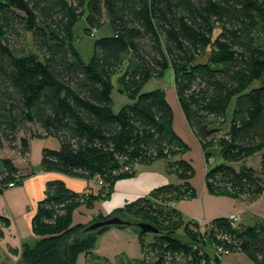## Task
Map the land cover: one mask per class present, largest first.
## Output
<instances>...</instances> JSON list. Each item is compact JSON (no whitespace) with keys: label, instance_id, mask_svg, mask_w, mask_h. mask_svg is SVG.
Listing matches in <instances>:
<instances>
[{"label":"trees","instance_id":"1","mask_svg":"<svg viewBox=\"0 0 264 264\" xmlns=\"http://www.w3.org/2000/svg\"><path fill=\"white\" fill-rule=\"evenodd\" d=\"M83 16L91 35L105 21L112 29L94 40L87 62L73 43V27ZM263 38L264 0H0V150L16 151L1 158L0 194L30 174L14 160L27 154L34 136L44 139L43 171L104 183L85 196L63 178L48 181L31 221L39 239L23 248V263L76 264L81 253L95 259L97 236L110 226L85 231L89 224L72 223L74 211L108 198L114 183L132 176L138 164L165 159L179 182L125 204L117 216L158 228L150 242L136 229L143 264H199L194 243L163 229L177 217L183 221L170 202L195 194L190 162L174 159L189 146L174 129L165 91L142 88L173 69L178 104L206 164L214 146L224 160L207 167V191L252 202L264 192ZM204 54L207 64L194 65ZM125 60L120 89L133 102L113 112L111 74ZM232 99L228 129L219 136ZM256 153L257 168L246 162ZM5 223L0 216V233ZM204 224L200 240L208 247L225 245L264 264V221L233 226L219 216ZM188 226L199 229L192 219ZM78 230L81 236L69 241ZM211 252L204 251L208 263Z\"/></svg>","mask_w":264,"mask_h":264},{"label":"crops","instance_id":"2","mask_svg":"<svg viewBox=\"0 0 264 264\" xmlns=\"http://www.w3.org/2000/svg\"><path fill=\"white\" fill-rule=\"evenodd\" d=\"M173 125L175 131L181 137L180 131H183L191 139L199 155L202 154L201 147L197 139L193 137L185 119L180 121V131L175 124ZM43 140L42 137L34 136L29 140L27 154L16 156L14 164L23 174L28 171L30 174L12 187L4 185L0 194V216L6 218L0 233V258L3 252L16 264H25L21 258L23 248L34 246L39 239L32 231L31 221L37 203L46 195L48 181L63 178L69 189L79 193L87 187H92L94 190L98 188L93 180L43 171L40 164ZM10 155L9 152L0 154V174L4 172L1 158ZM156 160L138 164L132 176L117 180L108 198L94 200L91 207H87L83 202L74 211L72 223L85 225L99 215L104 217L117 215V211L125 204L149 194L153 189L168 183H178L176 172L167 169L166 161L164 165L154 166ZM199 164L202 167V179H199L196 185L194 176L190 180L195 194L192 197L173 201V207L183 221L197 218L207 223L215 217H229L232 213L238 214L240 222L244 224H252L258 220L264 221V192L252 202H247L242 197L234 199L225 194H211L205 186L204 176L207 170L205 159L203 158V162ZM91 257L95 259H89L81 253L77 257L76 264H91V262L93 264H143V253L137 230L128 226H110L97 236ZM220 264L255 263L245 253L232 249L223 257Z\"/></svg>","mask_w":264,"mask_h":264},{"label":"rangeland","instance_id":"3","mask_svg":"<svg viewBox=\"0 0 264 264\" xmlns=\"http://www.w3.org/2000/svg\"><path fill=\"white\" fill-rule=\"evenodd\" d=\"M86 27L85 17L83 16L78 20V22L73 27V43L79 54L81 55L82 59L87 62L91 55H92V49H93V42L95 39L109 36L112 34V29L108 21H105L99 28L96 29L95 34L91 35V33H87L84 31V28ZM92 32V30H91ZM29 40V37H28ZM264 40V38H263ZM126 68V60L122 63L121 67H119L117 70H115L111 74V82H112V91H111V100H112V110L113 112H117L123 105L125 104H131L133 102V99L129 97L126 93L122 92L120 87V76L122 75L123 71ZM173 76L174 71L171 67H167L163 71L160 72V74L152 76L148 79V81L143 86V91H148L153 88H161L165 91L166 98L169 101L173 115H174V124L176 128L180 131V121H183V114L181 111V108L178 104L174 87H173ZM234 106V100L232 99L229 103L226 112H225V122L220 127L219 136L223 135L227 129L228 125L231 120L232 110ZM180 120V121H179ZM175 129V128H174ZM183 132V131H182ZM180 131L182 137L187 142V145L189 146L188 149L185 150L184 153H179L174 156V159H186L190 162L193 170H194V181L195 185L199 181V179H202V167L199 163L203 162L204 156L202 154L199 155L198 151L196 150L193 142L189 137L185 135V133ZM21 135V134H19ZM194 137V136H193ZM195 138V137H194ZM7 152L11 153L10 156L15 155L13 151H10L9 149L0 150V154L4 155ZM211 157L208 161L207 167L212 166L213 164L224 162L222 157L218 154V147L214 146L210 149ZM202 159V160H201ZM248 164L252 165L253 167L257 168L259 166V153H256L254 156L250 157L246 161ZM1 163V162H0ZM165 160L164 159H158L155 161L154 166L157 165H164ZM1 165V164H0ZM136 170V168H135ZM173 202V201H171ZM170 202V203H171ZM186 221H181L180 218L174 219L169 224H166L163 226V229L170 230L177 235L181 236L183 240H185L188 243H194L197 250H199L198 256L200 263L199 264H208L206 257L204 256V251L210 252L212 250V247H208L207 243L204 244L202 240H200V237L203 238L202 235L199 234V231H204L205 224L202 222L200 225H198L199 229H195L193 227L188 226V228H184V224ZM90 224V223H89ZM88 225V224H87ZM82 226L81 228H83ZM133 228V227H131ZM84 229V228H83ZM82 229V230H83ZM86 231V230H85ZM96 231V230H92ZM81 236V231L78 230L75 233L71 234L69 237V241H73L76 237ZM155 237V233L153 232H147L146 233V240L147 242H150ZM196 241V242H195ZM205 245V246H204ZM2 256L0 258V264H16L11 259H8L6 255L1 252ZM205 261L206 263H202V261ZM210 260V259H209ZM260 260V258H259ZM91 264H93L91 262Z\"/></svg>","mask_w":264,"mask_h":264},{"label":"water","instance_id":"4","mask_svg":"<svg viewBox=\"0 0 264 264\" xmlns=\"http://www.w3.org/2000/svg\"><path fill=\"white\" fill-rule=\"evenodd\" d=\"M208 62V55L204 54L202 56H199L193 61L194 65H206ZM119 225H124L128 227H133L134 229L141 230L145 233L147 232H153L157 233L158 228L154 226L153 224L146 222V221H130L123 219L117 215L110 216L106 219L103 220H96L90 223L85 230L86 231H92L96 230L105 226H119Z\"/></svg>","mask_w":264,"mask_h":264},{"label":"built area","instance_id":"5","mask_svg":"<svg viewBox=\"0 0 264 264\" xmlns=\"http://www.w3.org/2000/svg\"><path fill=\"white\" fill-rule=\"evenodd\" d=\"M95 33V30L93 29L92 34ZM136 168V167H135ZM95 185L100 187L102 186L104 183L103 181L97 177L96 180H93ZM16 183L13 182H9L7 183V187H12L14 186ZM85 196H88L89 194L93 193V189L91 187H87L85 188V190L82 192ZM174 202H171L170 205L173 206ZM232 223V225H236L238 222H240L239 216L236 213H232L229 215L228 217ZM193 221H195L198 225H200L202 223V221L200 219H192ZM221 239L225 240L227 239L225 235L221 236ZM231 251V248L225 246V245H214L212 247V252H211V261L208 264H220L221 260L223 259V257L228 254ZM202 263H206L204 260L202 261Z\"/></svg>","mask_w":264,"mask_h":264}]
</instances>
